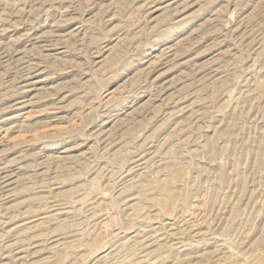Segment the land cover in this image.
Masks as SVG:
<instances>
[{"label": "rangeland", "instance_id": "1", "mask_svg": "<svg viewBox=\"0 0 264 264\" xmlns=\"http://www.w3.org/2000/svg\"><path fill=\"white\" fill-rule=\"evenodd\" d=\"M0 175V264H264V0H0Z\"/></svg>", "mask_w": 264, "mask_h": 264}, {"label": "bare ground", "instance_id": "2", "mask_svg": "<svg viewBox=\"0 0 264 264\" xmlns=\"http://www.w3.org/2000/svg\"><path fill=\"white\" fill-rule=\"evenodd\" d=\"M4 173V172H3ZM1 176V175H0ZM7 177V176H6ZM8 178V177H7ZM3 179V178H2Z\"/></svg>", "mask_w": 264, "mask_h": 264}]
</instances>
